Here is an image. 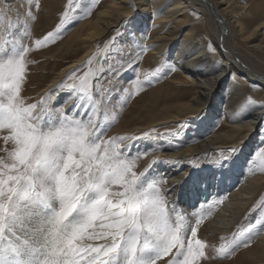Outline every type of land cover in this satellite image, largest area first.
I'll return each mask as SVG.
<instances>
[{
  "label": "snow or ice",
  "instance_id": "1",
  "mask_svg": "<svg viewBox=\"0 0 264 264\" xmlns=\"http://www.w3.org/2000/svg\"><path fill=\"white\" fill-rule=\"evenodd\" d=\"M34 3L39 8V0ZM81 10L80 0H67L55 30L29 47L23 41L30 30L9 18L10 9L0 4V131L12 144L6 157H0V264H158L164 258L167 264H201L208 244L197 233L213 209L178 210L179 201L168 196L172 188L165 187L164 178L150 174L151 164L136 170L143 154L132 156L123 144L132 138H103L111 126L104 119L106 108L123 74V48L108 46L98 63L94 53L35 103L22 95L28 65L33 63L28 54L59 38L70 22L82 18L77 15ZM84 12L90 14L91 8ZM26 15L35 20L30 8ZM131 23L128 18L126 24ZM209 50L216 51L212 44ZM175 70L165 65L145 75L144 81L137 77L135 92L123 98L124 104L143 84ZM106 77H111L107 84ZM57 90L68 94L64 104L73 102L70 113L49 104ZM255 105L248 97L241 111ZM255 157L251 163L264 171V148ZM205 181L190 171L181 187L195 190ZM261 230L264 212L221 244L218 257L250 247ZM86 240L102 242L85 244Z\"/></svg>",
  "mask_w": 264,
  "mask_h": 264
},
{
  "label": "rangeland",
  "instance_id": "2",
  "mask_svg": "<svg viewBox=\"0 0 264 264\" xmlns=\"http://www.w3.org/2000/svg\"><path fill=\"white\" fill-rule=\"evenodd\" d=\"M111 1L112 0H80L82 10L78 12L77 15L82 18L70 22L65 30L62 31L59 38L54 42L48 43L46 46L39 49L33 48L28 54V59L33 61V63L28 65L27 78L23 85L22 95L26 98L28 103H35L50 90L56 89V85L65 78L66 74L69 73L71 69L84 64L94 53L97 54L96 62L94 63H98L104 56L105 49L108 46L123 48L122 62L124 67L121 69L123 74L116 83V87L113 89L111 103L108 104L106 108L107 115L104 119L110 121L111 126L107 127L106 131L103 133V138L107 139L109 137L121 136L132 138L124 140L123 144L129 146L128 151L132 156H136L138 153L143 154L141 159L137 162L136 170L138 172L143 171L151 164L152 169L150 174L162 177L166 180V175L162 174L163 170L161 168L168 164L170 160L169 153L171 151H180L189 146H196L202 143L204 139L208 138L210 134L227 129L228 122L222 114L217 112L216 114L199 115L200 117L196 116L192 119H189L187 115H195L197 113L196 111L184 114L178 120H174L173 116L169 119L164 118L165 115H173L176 111L180 110L188 99L197 95L199 92V89L196 90L195 88L197 87L187 79V75L190 72L185 70V67L202 71L201 67H207V64H209L208 61L205 65L198 64L199 66H197L196 64V66H194V64H185L186 66H184V64H182L184 59L176 61L178 59V55L176 54L179 53L181 39L184 34L186 32L190 34L189 36L192 40V42L187 45L190 47L189 51L191 50L193 52L194 46L202 43L210 59L213 60V63H220L221 59L216 51L212 52L209 50V44L213 45L212 41L216 38V34L209 18L203 11V6L198 4V1L182 0L183 5H188L184 7L183 10H178L177 14L185 11L188 13L187 18H183L180 14L177 19L183 18L185 20L184 26L173 35V39H169L168 45L163 47L161 45L164 44L167 39H157L154 36L156 34L169 36V32L172 31L173 25L172 21H168L170 23L166 22L162 29L158 27L160 24L158 19L160 11L157 12L158 17L156 18L151 6L156 0H145L144 3L138 2L139 0H126L128 1L126 3H121L120 1L122 0H113V2H116L115 8L118 9L117 14L124 13L126 9H123V7L128 5L130 7H127L128 10L126 11L129 12V15L121 17L117 22L108 27L102 23H105V20L109 17L106 11ZM211 1L214 3L216 1L215 4H218L217 7H220L219 9L224 7L228 9L226 16L231 19L234 17L237 18L245 31L252 32L254 26L264 19V0H222L219 3H217V1L220 0ZM66 3L67 0H39V8H36L34 0L31 4L29 0H0V4L10 9V11L6 12V15L13 21L18 19L21 26L27 27L30 30V36L23 41V43L29 47H33L35 39L42 38L48 32L55 30L61 18V14L65 10ZM119 3L121 4L119 5ZM162 3L161 12L166 11V9L170 8L172 5L170 0H164ZM89 7L91 8V13L85 14L84 9ZM29 8L32 15L35 16V20H32L26 15V11ZM101 14H104V16H101ZM128 18L132 19L131 24H126ZM174 20L175 19H173V21ZM98 27L101 28V34L92 37L87 35L86 37V33L88 34V32L92 31L94 33L95 29ZM236 30H238V26H236L234 22L230 23L227 49L236 56H240L244 65L264 75V26L256 29L248 40L242 39V37L237 34ZM114 40L115 43L113 44ZM255 44H257L258 47L252 46ZM142 49L144 50L141 51ZM181 51H183V49H181ZM137 53H140L138 62L136 60ZM228 58L231 62L225 65L228 73L225 74L223 83L219 84L220 86H216V88L206 96L207 99L204 105L201 106L209 108L214 104H224L226 97L230 94L227 93L228 90L231 89L232 91L234 86L232 85V88H227V85L234 71L233 66H235V64L238 66L239 64L238 67H240V63H237L236 60L233 61L234 59L232 57H227V59ZM129 61L131 63H129ZM165 65H174L176 70L170 71L162 77L153 79L150 83L143 84L138 94L131 95V97L127 99V103L124 104L123 98L126 97L128 93L135 92L137 77L140 81H144L145 75ZM106 66L107 65H105V67ZM241 69V71H236L234 79L240 87V92L245 95L246 100L248 97H251L256 101V106L264 105V93L259 89L258 82L250 81L246 83L243 81L242 76L250 72L245 68ZM83 70L86 69H81V71ZM110 78L111 77H106L104 83L107 84V80ZM123 89H127L128 91L125 92ZM116 93L119 94L117 95ZM51 97L52 98L48 102L53 109L63 106L67 112L70 113L72 111L73 102L64 104V101L68 98L66 92L59 90L52 91ZM262 108L261 119H259L257 129H254L250 133L252 137L256 132L259 133L260 126L264 127V107ZM251 111H254L253 108ZM113 113L115 114L114 120ZM204 117L206 119H204ZM207 118L213 120L208 122ZM192 120L198 121V123H192ZM204 125L207 127H205L207 132L201 130ZM146 133L149 134L147 137H145ZM243 134V131H239L235 139H222L223 142H219L217 144L219 147L215 150H207L199 154L190 153L181 158L180 162L177 163L178 167L176 166L175 168L174 173L183 177L190 171H194L197 174L207 172V176L209 177L199 188L210 186L211 181L217 182L218 180V182H223L222 187H213L217 190L214 189L215 191L213 193L209 191L208 194L205 195L203 203L195 201L189 212H187L191 213L201 209H213L212 215L205 217L197 233L198 238L206 241L208 244L206 250L207 258L203 259L201 264H251L255 258L261 254L259 246L261 245V237L264 234V230L259 232L250 247L245 248L242 246L234 254L227 257H218L216 252V249L219 248L221 244L230 241L233 238V234L238 230H246L249 220H254L260 212H264V206L261 205V202L264 201L263 183L261 190H259L253 198L250 205L237 215L230 229L227 231L218 230L212 223L214 214L221 205L225 203L226 197H229L230 193L235 192L241 187V181L244 175L247 176V178L253 176L251 171L244 170L246 172H242V174L238 171H234V166L238 168L241 167V171L243 167L246 166L243 165L244 163L238 164L235 159V152L231 151L233 149V146H231L233 145V141L237 140V142H235L237 144L241 142L243 140ZM5 135H7L6 132L0 131V157H6L7 153L5 150H11L12 148L11 142L4 141L3 136ZM257 143L250 146L253 147L251 150L249 147L244 148V150L247 151V153L250 150V154L252 155V149L254 150ZM258 145L260 147H258L259 149L264 148V140H261ZM225 160H232V162L224 163ZM154 161H156V163H153ZM232 163L234 165H232ZM221 164H223V167H221ZM184 168H186V171ZM182 170L185 171V173H182ZM228 173H232L230 177H228ZM258 173L257 175H260L262 172L260 171ZM181 181L175 191L172 190L168 193L169 199L176 196L175 200H178L182 194H188V188L186 186L182 188ZM215 185L217 184L215 183ZM165 187L170 188L167 186V183ZM113 190L119 191L120 189L114 187ZM177 208L182 211L181 207L177 206ZM246 217H248V219H246ZM192 222L194 223V220ZM101 242L102 241L98 240L84 241L85 244L93 245ZM167 259L168 258H164L162 261L158 262V264H167Z\"/></svg>",
  "mask_w": 264,
  "mask_h": 264
},
{
  "label": "bare ground",
  "instance_id": "3",
  "mask_svg": "<svg viewBox=\"0 0 264 264\" xmlns=\"http://www.w3.org/2000/svg\"><path fill=\"white\" fill-rule=\"evenodd\" d=\"M144 1L145 0H139L138 2L144 3ZM163 1L164 0H156V2L154 4H152L151 6H152V9L154 11V12L153 11L152 12L154 13V16H156V18L158 17L157 12L160 11V16L158 18L159 22H160L158 27H160V29L163 28V26L166 24V22L170 23L168 21H172L173 26H172V31L169 32V36H163L161 34H156L154 36L157 39H167L164 42V44L161 45L164 47L165 45H168L169 39H171V38L173 39V35H175L178 31H180V29L184 26L183 24H184L185 20L183 18H187L188 13L185 11L180 12L179 14H177V13H178V10H180V9L183 10L184 7H187L188 4L183 5L182 0H170L172 2L171 3L172 5L170 6V8L166 9V11L161 12ZM194 1H198L199 2L198 4H201V6H203L202 7L204 9L203 11L205 12L206 16L209 18V20L211 22V25L213 26V30L216 34V38L214 39V41H212V43L214 45V48L216 49V53L220 56L221 62L220 63H217V62L213 63V60L210 59L208 52L202 43L201 44L199 43L198 45L194 44L195 45L193 48L194 51L193 52L191 50L189 51L190 47H188L187 45L190 42H192V40H191V37L189 36L190 34H188L186 32L184 34L183 38L181 39V44H180L181 47H179L180 48L179 53L176 54V55H178V57H177L178 59L176 61H180V59H184L182 62V64H184V66H186L187 64L188 65L194 64V66H196V64H197V66H199L201 64L205 65V63H207L208 61H209L208 62L209 64H207L208 65L207 67L206 66L201 67L202 71H197V69L193 70V69H189L188 67H185V70H188V72H190L187 75V79L189 80V82L193 83L197 87V88H195L196 90L199 89L200 94L198 92L197 95H194L193 97L188 99V101L184 105H182V108L180 110L176 111L173 115H169V114L165 115L164 118L169 119L171 116H173L174 120H178L184 114H188L191 111H196L197 113L195 115H191V114L187 115V117L189 119H192V118H195L196 116L200 117L201 115L204 116V114H216V112H217L219 114H222V116H224L225 120L228 122V126H227V129L224 131L214 132L213 134L209 133L210 134V135L208 134L209 137L204 139V141L202 143H199L196 146H193V147L189 146V147H187L183 150H180V151H171L169 153L170 160H169L168 164H166V166L161 168V169L163 170L162 174L166 175L165 178L167 180V186L172 188L173 185H175V187L172 189L173 191H175L176 188L179 186V182L181 181V178L183 177L181 175H177L174 173L175 168L177 166V163L180 162L181 158H183L184 156H186L190 153L199 154L201 152H206L207 150H215L217 147H219L217 145L219 142H223L224 139H226V140L235 139V136L239 133V131H243L244 132L243 140L241 139L242 141L239 142L238 144L235 143V142H237V140H235V141H233V145H231V146H233L232 148L236 150L235 151L236 162L238 164L244 163L243 165H246V166L245 167L242 166L243 167L242 171L240 169L241 167L238 168L237 166L236 167L234 166V171H238V172H240V174H242V172L251 171L253 176L252 177L249 176L250 178H247V176L244 175L245 173L243 174L244 177L242 176L243 180L241 181V187H239L235 192L230 193L229 197H226L225 203H223L221 205V207L218 209V211L214 214V217L212 218V223L214 224L216 229L227 231L228 229L231 228V225L233 224L237 215L239 213L243 212L246 209V207H248V205H250L253 198L256 196V194L259 192V190H261L263 183H264V171L259 170L257 167H255V165L253 163H251V162L255 161V159H256L255 153L258 152V149L260 148L258 143L260 144L261 140H264V127L260 126L259 133L256 132V134L253 137L250 136V133L254 129H257V125H258L259 119H261V113H262L263 108H262V106H256L255 105V106H253L254 111H247V112L241 111V105L246 103L247 100L245 98V95L242 92H240V87L237 85L236 80H234L236 71H239V70L241 71L242 70L241 68H245L250 73L246 72L247 74L242 76L243 81H245L246 83H248L250 81L258 82L259 89L261 91H263V93H264V75L259 74L255 71H253L254 69L252 70L247 65H244V62L240 58V56H238V55L236 56L233 52H231L229 49H227L229 25H230V23L234 22V24H236V26H238V30H236L237 34L240 37H242V39L248 40L249 38H251V36L253 35V32L256 29L264 26V19H263V21L257 23V25L254 26L252 32L251 31H245L244 27L242 26L241 23H239L237 18L234 17L231 19V18H228L226 16L228 9H225V7L224 8L221 7L222 9H219L220 7L219 8L217 7L218 4L217 5L215 4L216 1H215V3L212 2L211 0H194ZM221 1L222 0L217 1V3L221 2ZM120 2L126 3L128 1L122 0ZM121 3H119V5ZM115 6H116V2H113V0L111 1L110 4H108V10L106 12H107V15L109 17L105 13V15L108 18L105 16L107 18V20H105L106 24L104 22L102 23L103 25H105V26L107 25L109 27V25L111 26V24L117 22L121 17L129 15V12L126 10H128L127 7L129 8L130 6H128V5L124 6L123 5L124 6V7L122 6L123 9H126V10H124L125 12L121 13V14H119V13L117 14L118 9H116ZM117 6H118V4H117ZM117 8H119V7H117ZM100 12H99V15H100ZM180 14L182 15L183 18L177 19V17L180 16ZM102 15L104 16V14H101V16ZM232 16H234V15H232ZM230 17H231V15H230ZM173 19H175V20L173 21ZM217 21H219V22H217ZM102 24H100V25H102ZM84 28H85V26H84ZM222 28L226 29V36L223 38V40H221L222 35H223ZM100 29L101 28L98 27L95 29L94 33H93V31L88 32V34L86 33V37H87V35H90L91 37L94 35L98 36L102 32ZM77 31H79V30H77ZM84 32H86V31H84ZM156 33H158V32H156ZM207 34H209V33H207ZM221 42L223 45L221 44ZM190 45L193 46L192 44H190ZM252 46L258 47L257 44L252 45ZM181 49H183V51H181ZM188 52H190V53H188ZM225 56L232 57L234 59L233 61L236 60L237 63L238 62L240 63V67H238L239 64H238V66H236V64L234 63L235 64V66H233L234 71L232 72L230 82L227 85V88H232V85L234 87H233L232 91H231V89L228 90L227 93H230V94H229V96L226 97L224 104H222V103L214 104V105H212V107H209V108L208 107L206 108V106H201V105H204V103L207 99L206 96H208V94L210 92H212L216 88V86L223 83V78H224L225 74L228 73L227 67L225 65L228 62H231V60L229 58L227 59V57H225ZM180 66H183V65H180ZM217 69H219V70H217ZM189 119H187V120H189ZM204 119H206V118L204 117ZM210 120H213V119L207 118L208 122ZM191 122L192 123H194V122L198 123V121H194V120H192ZM205 127L206 126L204 125V127H202L203 129H201L204 132L206 131V128H207V127L206 128ZM254 143H257V144L255 145L254 150L252 149L253 154L251 155L250 150L253 147H250V146H253ZM247 147H249V149H250L248 151V153H247V151L244 150V148H247ZM239 150H240V152H239ZM172 161H175V163H172ZM229 162H232V160H230ZM232 165H234V164L232 163ZM185 169L186 168H184V170ZM244 170H246V171H244ZM185 171H183L182 173H185ZM260 171L262 173H260V175H257V174H259L258 172H260ZM254 173H255V175H254ZM231 174L228 173V177H230ZM199 175L206 177V180L209 177V176H207V172L201 173ZM232 177H233V175H232ZM220 182H218V180H217V182L211 181L210 186L197 188L195 190H192L189 186H186L188 188V194H186V195L182 194V196L179 197V199H178L179 203L177 206L181 207L182 211L189 212L192 204L195 201H199V202L203 203L205 195H207L209 191L212 193L215 191L214 189H216V188H213V187H217V186L222 187L223 182H221L222 184ZM215 183L217 185H215ZM175 197H172V199H170V200H175ZM260 244L261 245L259 246V250H260L261 254L258 255V257L255 258L254 261L252 259L253 263H251V264H264V234L261 237V243ZM252 261H250V262H252Z\"/></svg>",
  "mask_w": 264,
  "mask_h": 264
},
{
  "label": "water",
  "instance_id": "4",
  "mask_svg": "<svg viewBox=\"0 0 264 264\" xmlns=\"http://www.w3.org/2000/svg\"><path fill=\"white\" fill-rule=\"evenodd\" d=\"M206 3V2H205ZM217 22H219V21H217ZM222 33H223V35H222V38H221V40H223V38L226 36V29L225 28H222ZM221 44H222V42H221ZM223 45V44H222Z\"/></svg>",
  "mask_w": 264,
  "mask_h": 264
}]
</instances>
